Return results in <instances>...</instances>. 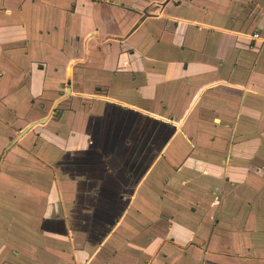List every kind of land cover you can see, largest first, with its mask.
I'll use <instances>...</instances> for the list:
<instances>
[{"label": "crops", "instance_id": "0c3cea01", "mask_svg": "<svg viewBox=\"0 0 264 264\" xmlns=\"http://www.w3.org/2000/svg\"><path fill=\"white\" fill-rule=\"evenodd\" d=\"M0 264H264V0H0Z\"/></svg>", "mask_w": 264, "mask_h": 264}, {"label": "water", "instance_id": "95a60500", "mask_svg": "<svg viewBox=\"0 0 264 264\" xmlns=\"http://www.w3.org/2000/svg\"><path fill=\"white\" fill-rule=\"evenodd\" d=\"M167 1H168V0H166V2H167ZM160 5L163 6L164 3H161ZM152 14H153V13L149 11V7H148V8L145 9V13H144V15H143V18H145V17L148 16V15H152ZM68 91H70V89H68ZM43 121H44V120H43ZM29 128H30V126L27 127V128L24 130V132H26ZM24 132H23V133H24Z\"/></svg>", "mask_w": 264, "mask_h": 264}, {"label": "built area", "instance_id": "2783aa9c", "mask_svg": "<svg viewBox=\"0 0 264 264\" xmlns=\"http://www.w3.org/2000/svg\"><path fill=\"white\" fill-rule=\"evenodd\" d=\"M252 36H253V38H256V37H258V34H253Z\"/></svg>", "mask_w": 264, "mask_h": 264}]
</instances>
